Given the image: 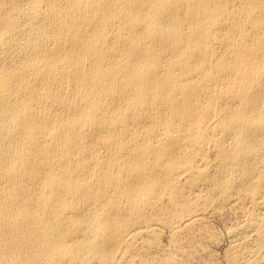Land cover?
Here are the masks:
<instances>
[{"label":"bare ground","instance_id":"bare-ground-1","mask_svg":"<svg viewBox=\"0 0 264 264\" xmlns=\"http://www.w3.org/2000/svg\"><path fill=\"white\" fill-rule=\"evenodd\" d=\"M0 264H264V0H0Z\"/></svg>","mask_w":264,"mask_h":264}]
</instances>
